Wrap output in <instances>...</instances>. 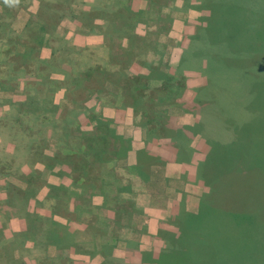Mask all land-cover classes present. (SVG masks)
Here are the masks:
<instances>
[{
    "label": "trees",
    "instance_id": "obj_1",
    "mask_svg": "<svg viewBox=\"0 0 264 264\" xmlns=\"http://www.w3.org/2000/svg\"><path fill=\"white\" fill-rule=\"evenodd\" d=\"M149 1L157 7V14L171 7L169 0ZM38 2L33 19L15 31L10 29V22L25 0H0V88L9 84L11 89H20L21 94L0 115V177H22L29 184L37 173L33 164L47 161L52 162L51 167H59L63 180L49 186L47 200L59 203L53 208L37 199L30 186L21 189L11 185L15 194L0 200L1 207L25 222H21L20 232L7 225L0 227V264L41 263L29 256L33 248L25 243L31 241L36 250L44 251L48 244L61 241L59 223L51 219L54 210L61 207V200L79 188L96 187L95 181L107 175L116 181L114 167L109 166V170L107 166L127 153L129 141L117 135L108 120H95L94 112L79 104L94 98L97 90L98 94L106 93L105 83L115 87L110 93L116 105L131 106L135 112L144 113L149 119L147 129L162 138L173 136L175 125L163 110L146 115L153 109L167 104L192 111L196 107L202 113L199 123L210 145L204 165L207 179L215 184L217 192L239 181L252 182V187H242L245 194L240 195L245 200L254 198V202L249 201L254 205L252 210L242 209L243 216L253 215L243 219V225L261 227L262 230L250 231L248 240L264 243V5H257L258 0H221L223 8L215 9L216 3L210 4L209 22L199 34L184 39L187 46L180 65L170 68L162 64L163 51L157 39L148 38L154 30L145 35L135 33L141 11L132 0L81 2L76 15L78 27L85 29L84 33L97 29L103 35L100 46L58 35L56 25L62 16L58 8L62 5L57 0ZM163 15L171 19L169 13ZM45 42L52 49L49 60L38 55ZM77 62H82L83 68ZM189 70L204 76L205 87L195 91L189 88ZM58 72L61 80L53 76ZM59 88L65 89L59 105L43 106V102L37 99L39 104L32 98L34 93L47 94ZM190 93L192 103L183 99ZM181 99L183 104L179 103ZM81 112L91 113L96 121L90 132L79 129L76 119ZM45 128L56 131L46 133ZM175 128L183 147L181 134L189 128ZM49 137L57 140L59 149L50 155L45 153ZM118 189L117 193L122 191ZM228 198H235L239 204L237 197ZM210 201L212 207L206 205L198 214L184 219L181 232L167 236L160 251L148 253L147 264H198L200 260H194V243L207 250L202 255L204 259L209 254L212 264H223L218 250L208 246L223 237L221 212H235L226 207L223 196L213 194ZM259 253L264 259V250L259 249Z\"/></svg>",
    "mask_w": 264,
    "mask_h": 264
},
{
    "label": "crops",
    "instance_id": "obj_2",
    "mask_svg": "<svg viewBox=\"0 0 264 264\" xmlns=\"http://www.w3.org/2000/svg\"><path fill=\"white\" fill-rule=\"evenodd\" d=\"M201 2L190 0L185 7L187 0H183L181 6H172V10L186 11L188 38L199 34L209 22L211 6L205 1ZM25 3L18 9L26 8L28 3ZM38 7L39 2L36 12ZM192 7L195 10L202 8L201 16L191 18L194 12ZM102 43L85 44L100 46ZM178 45L181 49L178 53L179 49L175 48L177 54L172 55L176 59L170 68L180 65L187 43L180 40ZM187 73L191 78L190 89L195 91L198 87H205L206 81L201 73L195 70ZM104 86L106 93L98 94L99 90L95 91V120L97 117L108 120L115 133L129 141V150L117 162L107 166V169L114 167L116 181L107 175L106 179L103 177L95 181V193H90L86 187L80 189L79 196L87 195L82 200H75L79 201V205L91 208L89 214H81L83 211L78 207L67 209L71 200H61V207L51 215V219L59 223L61 241L48 244L42 254L37 252L38 256H43L44 264H147L148 253L160 251L165 246L167 236L181 232L184 219L198 214L206 205L212 207L210 200L213 194L218 198L222 196L215 184L207 179L204 170L210 145L204 127L199 123L202 113L196 107L193 111L181 107L177 109L179 112L169 114L168 120L173 122L172 126L189 128L186 131L183 129L181 136L185 144L181 147L174 126L173 136H170L173 139L159 137L155 131L147 129L149 119L143 116L144 113L135 112L131 106L116 105L111 95L113 93H110L115 87L110 83ZM192 97L190 93L183 99L190 102ZM184 100L181 99L179 103L183 104ZM141 117L144 123L138 125L136 121ZM45 153L48 154L46 150ZM53 167L59 173V167ZM117 188L122 191L117 193ZM58 204L53 201L50 206L53 208ZM63 206L65 209H62ZM124 208L129 211L124 213ZM90 214H95L92 222L85 223ZM26 243L28 248H34L31 241Z\"/></svg>",
    "mask_w": 264,
    "mask_h": 264
},
{
    "label": "rangeland",
    "instance_id": "obj_3",
    "mask_svg": "<svg viewBox=\"0 0 264 264\" xmlns=\"http://www.w3.org/2000/svg\"><path fill=\"white\" fill-rule=\"evenodd\" d=\"M27 4L26 8H19L16 11H14V19L11 20L10 22V29L15 30V31H20L24 25L26 24L27 20H31L33 18L32 15L36 14V9L38 6V0H25ZM59 5L61 4L62 6L58 8V12L62 14L60 17L57 25H56V32L58 35L62 37H66L68 39H75L78 40L79 42H88L89 44H95V42H104L103 41V35L98 32L97 29H93L89 33H84L85 29H80L77 24V20L79 18L76 17L78 14L79 10L81 9V2H91L92 0H65L62 4L60 3L61 0H57ZM186 1V0H185ZM189 1V2H188ZM205 1L207 4H214L215 9H222L223 6H220L222 2L221 0H199V2ZM134 3V7L140 10L141 12H138L139 14L137 15L138 20L136 21L134 25V30L136 34L139 35H145L147 31H152L154 30L153 34H148L149 39L156 38L157 39V45L161 48V51H163V56H162V64L163 66H170L172 65L171 63L173 60L176 59V57H173V53L177 54L175 48H178V53L180 51V47L178 43L180 40H184L187 37V18L186 16V11L182 13L180 10H172V6L175 8L174 4L177 6H181L183 4V0H169V4L171 7H166L162 10V13L157 14V7L153 4L150 3L149 0H132ZM25 3V4H26ZM190 3V0H187V3L185 4V7H187ZM203 3V2H201ZM224 3V1H223ZM258 4L264 5V0H258ZM211 6V5H210ZM261 7V6H260ZM170 8V9H169ZM193 8V7H192ZM193 8V11L191 13V18H197V16L200 15V11L203 12L202 8ZM169 13L171 16V19H167L163 14ZM255 13L257 12L254 11ZM259 14V11L257 13ZM262 16V15H261ZM260 18V20H262ZM253 20V18H252ZM264 21V20H263ZM100 22V20H99ZM81 25V24H80ZM185 30V33H184ZM188 32V31H187ZM182 38V39H181ZM35 49V48H34ZM143 49V48H142ZM52 49L47 46L46 42L39 47V57L45 60L51 59V51ZM158 57V56H157ZM156 57V58H157ZM80 63L77 65L79 68H83L82 62H77ZM51 65V64H50ZM144 72L145 69H142ZM58 75V76H57ZM53 76L61 80L62 74L58 72V74L53 73ZM7 84L4 86V88H0V115L5 112L9 108V104L11 101H14L17 99V97L21 94L20 89H11V85ZM54 89V86H53ZM63 89V90H62ZM58 89V90H53L47 94L43 92H38L34 93V96H32L33 99H37L41 102H43V106H46V104H55L56 102H59L60 99L62 98L63 93L65 94V89ZM94 101V102H93ZM92 100H88L83 102L82 104L79 103L81 106H85L86 109H91V112H95V97ZM38 102V101H37ZM39 103V102H38ZM41 104V103H39ZM57 105V104H56ZM59 105V103H58ZM179 108L171 105H163L162 107L159 106L155 109H153L149 114L147 113L146 115H153L157 112L162 111L166 114H174V111L179 112L177 110ZM149 112V109H148ZM160 113V114H162ZM94 114V113H93ZM65 116V115H62ZM145 116V114L143 115ZM142 116V117H143ZM141 117L139 121L137 120L136 123L138 125H141L144 123V119ZM77 122L79 123V129L84 131V132H90L95 124V121L91 117V113L89 112H81L80 115H77ZM46 133L50 132L52 134L53 131H56L55 129H46ZM60 132V131H59ZM78 135V134H77ZM57 140L54 138H47V147H46V152L48 154H52L56 151H58V145H57ZM57 146V147H56ZM52 162H44L40 161L35 164H33V168L35 169L36 176L33 177L34 179L32 180L31 183L27 184L24 178L22 177H15V176H9L7 178H2L0 177V200L5 199L7 195L15 194L14 190L11 189V185L14 187H18L21 189L26 188L27 186H30L36 193V198L38 197L39 200L46 201L44 205L48 206L49 201L47 200V194L49 192V186L57 184L58 182L63 180V177L61 175H57V170L54 167H51L49 164ZM54 166V165H53ZM59 172V171H58ZM226 175L224 176V178ZM247 182H236L234 184V187H224L222 190L219 189V191L222 193L223 196V201L227 204L226 207L232 210L231 212H221V221H223L222 230L223 231V237L221 240H218L216 244L213 246H208V248L218 250V254L221 256V262L224 264H264V259L260 257L259 249L264 250V243L263 242H257V241H249L248 240V234L250 231H253L254 225H250L251 223H248L247 225H243V219H250L253 217L251 214H246L247 216H243V210L244 211H250L252 210L253 206H251L250 202H254L253 197H246L247 200L243 199L240 197V195L245 194L242 192V187L245 185L247 187H252V182H248L249 180H245ZM236 190H238L239 193H236ZM88 191L90 193H95V187L88 188ZM248 193V192H246ZM80 195V188L77 190L75 194H72L68 200H71V205L68 208L73 207H78L82 209L81 214H89L90 209L87 205H79V201L75 200L76 198H82L86 197L87 194H84V197L79 196ZM16 197V195H14ZM237 197L239 200V204L235 198L232 200L229 199L228 197ZM240 197V198H239ZM245 198V197H244ZM84 200V199H83ZM1 202V201H0ZM64 202V201H63ZM2 203H0V227H5L6 225L9 226L10 230L15 231V232H20L21 231V222H25V219H21L18 215H13L12 212L10 211V214L5 212V208L1 207ZM78 205V206H75ZM240 205V206H239ZM81 206V207H80ZM256 207H257V202H256ZM258 208V207H257ZM62 209H65L64 206ZM243 209V210H242ZM59 210V209H58ZM92 210V209H91ZM64 211V210H62ZM15 213V211H13ZM41 212H44L41 210ZM242 213V214H241ZM17 214V213H15ZM22 214V213H19ZM73 215V214H72ZM95 216V214H90L89 217H83L85 219V223L92 222V218ZM262 220H264V214L262 215ZM257 230H262L261 227H256L254 231ZM206 236H202V238H206ZM27 244V243H26ZM29 246L30 243H28ZM190 244V242H187V245ZM187 249V246L183 247ZM31 252L29 251V256H38L37 252L39 254L43 253V250H36L33 248ZM188 250V249H187ZM194 250H195V255H194V260H200L198 264H212V258L208 254V258L204 259L202 257L203 254L207 252L204 248L202 249L198 244L194 243ZM189 255L191 256L190 251L188 250ZM16 254V252H15ZM213 254V253H212ZM32 258V257H31ZM37 258L41 259V264H44V259L43 256H38ZM34 260V259H32ZM192 259V261H194Z\"/></svg>",
    "mask_w": 264,
    "mask_h": 264
}]
</instances>
